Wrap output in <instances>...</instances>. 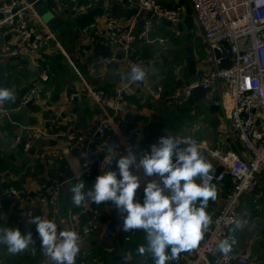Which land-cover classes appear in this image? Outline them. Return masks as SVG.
<instances>
[{"label":"crops","instance_id":"1","mask_svg":"<svg viewBox=\"0 0 264 264\" xmlns=\"http://www.w3.org/2000/svg\"><path fill=\"white\" fill-rule=\"evenodd\" d=\"M3 1L6 0H0ZM171 1L162 0L169 5H172ZM48 3L50 4V0H44V5ZM77 3L84 2L77 0ZM67 4L65 2L60 4V10H65ZM105 7L109 10L113 9V12L111 16L96 17L90 21L98 20L102 23L99 30L91 31L93 36L103 35L105 31L103 24L107 18L128 19L135 14L125 7L122 0H106ZM36 10L40 14L39 9ZM146 16L150 14L146 13ZM70 24L71 33L60 38L62 41L60 46L51 42L40 51L39 55L46 59L44 63L39 61V55H35L34 59L11 57L8 51L14 43L9 38L0 40V87H8L14 93V99L6 100L0 105H17L21 96L36 82H40L39 75L42 71H46L49 75V80L41 83L43 88L37 101L30 103L31 105L10 118L0 120V228L19 227L22 232L31 231L35 238L30 248L15 254L8 253L7 246L0 244V264H41L38 233L35 224L26 220V205L18 202L16 198L2 196L3 190L7 186H14L30 195H35L44 191L46 184L53 177L60 178L63 183L62 202L56 209L38 205L35 215L53 219L57 222L59 230L72 227L78 231L82 244L75 264H154L148 252L141 255L137 251L138 245L146 242L143 230L123 231L120 227L123 214L110 200L94 203L101 212L100 226L90 234H83V226L87 223L88 216L80 211L88 200L86 199L79 206L73 204L69 187L79 179H83L87 190L94 184L95 177L85 179L82 173L81 177H77L69 166L70 158H76L81 172L79 145L69 144L65 140L43 138L28 151L13 147L15 137L24 135L27 126L40 128L51 118H56L62 126L73 124L85 134L92 133L97 125L100 109L89 96V89H104L112 92L116 85L129 81L130 70L126 65L106 62L104 57L109 53L104 52L103 56H99L93 50L90 36L82 33L84 26H77L73 21ZM162 24L169 30L168 23L154 17L150 39L137 44L138 56L149 60L150 67L137 89L136 96L129 99L128 106L122 114L116 116L110 109L112 115L124 118L126 129L132 130V127L137 126L141 128L132 140L124 144L126 151L129 145L132 146L137 159L143 151L150 150L145 144L152 136L159 139L167 133L176 137L192 136L206 140L210 144H216L220 139L234 140V133L228 128L223 110L213 113L198 104L190 105L189 101L181 106L174 100L171 104L168 103L173 95L180 97L189 81L187 60L184 72L177 73L174 63H171L173 59L166 54L169 48L165 43L171 39L161 35ZM37 26L42 27L40 22ZM176 38L178 37L174 39ZM196 58L197 74H199L201 69L207 67L209 58L204 59L200 55H196ZM22 60H26L27 64L22 63ZM40 67H42L41 72ZM180 80H184V83L178 85ZM166 82L167 86H165ZM212 99L217 100L218 95ZM105 152L107 153V149ZM204 157L212 164L210 170L216 171L218 164L208 156ZM116 160L118 159H112L111 169H117ZM136 172L141 179L138 187H144L147 180L154 178L145 176L142 168L136 169ZM195 179L197 182L200 181V177ZM214 184L217 195L215 199H209L207 206L211 218L223 205L229 187V182ZM260 192L262 189L256 188L244 197L239 218L241 227L232 229L235 243L231 252L247 255L250 264H264V194L257 199ZM127 252L132 255V260L128 263L122 260ZM192 253L193 248L180 254ZM175 260L167 264H173Z\"/></svg>","mask_w":264,"mask_h":264},{"label":"built area","instance_id":"2","mask_svg":"<svg viewBox=\"0 0 264 264\" xmlns=\"http://www.w3.org/2000/svg\"><path fill=\"white\" fill-rule=\"evenodd\" d=\"M70 1L72 0H53V3L54 6H59L60 2ZM122 1L127 9L136 11L131 18H107L103 24V35L95 36L91 31L99 30L102 23L93 21L82 28V33L90 36L93 50L99 56H103L104 52L109 53L104 57L106 62L122 63L129 70L133 65H139L147 73L150 61L138 56V42L150 39L154 17L170 24L175 37H180L182 30L179 25L185 10L177 5H168L162 0ZM186 1L192 8L194 22L208 48L209 59L207 67L201 69L188 83L180 97L173 95L168 103L171 104L174 100L181 106L188 103L192 89H208V98L221 106L228 128L234 133V140L220 139L216 144H210L206 140L193 137L201 154L223 167L218 174L210 170L204 179L210 183L221 184L229 181V187L223 205L212 216L201 240L193 248V253L180 254L173 264H250L245 254L231 251L227 254L221 253L218 243L225 237H233L232 229L235 220L240 218L244 197L256 188L262 189L257 199L264 194V0ZM95 2L96 0H89L83 4L76 3L72 14H84ZM146 13L150 16H146ZM39 22L41 28L37 26ZM5 38L14 43L8 54L18 59H34L51 42L59 46L62 44L57 33L42 21L36 7L27 0L0 2V40ZM215 51H219L221 55L216 56ZM118 56L121 58L118 59ZM38 59L43 63L46 61L40 55ZM39 80L40 82H36L21 96L17 105H0V120L10 118L39 99L43 88L41 83L49 80L48 73L42 71ZM142 81L129 80L118 84L112 92L89 89V96L100 109L94 132L85 134L73 124L62 126L56 118H51L40 128L27 126L24 135L15 137L13 147L28 151L43 138L65 140L69 144L79 145L81 173L85 179L95 177L96 170L99 175L102 170L111 169L112 159H119L120 155L126 153L125 142L132 140L141 129L138 126L132 127V130L126 129L124 118L116 116L122 114L129 99L136 96ZM217 95L218 99L214 101L212 98ZM110 109L116 116L111 114ZM177 138L183 140L184 137L180 135ZM156 142L158 137L152 136L145 147L148 148ZM133 171L136 172V169ZM62 186L61 179L53 177L44 191L35 195L14 186H7L2 196L16 198L18 202L25 204L28 222L30 215H35L38 205L52 209L60 206L63 198ZM143 189V186L138 187L134 200L143 201ZM80 213L88 216L87 223L83 226L84 235L98 230L101 212L93 202L88 201ZM38 243L41 264H50L51 258L42 250L39 240ZM122 260L130 262L131 253L127 252Z\"/></svg>","mask_w":264,"mask_h":264},{"label":"clouds","instance_id":"3","mask_svg":"<svg viewBox=\"0 0 264 264\" xmlns=\"http://www.w3.org/2000/svg\"><path fill=\"white\" fill-rule=\"evenodd\" d=\"M145 76L144 68L133 65L128 79L142 81ZM10 99H14L13 91L0 87V104ZM77 161L70 158L69 166L75 176L81 177ZM116 165L117 169L102 170L87 190L83 179L71 184L72 203L79 206L86 199L96 204L112 201L123 214L120 225L123 231L143 230L146 242L138 245L137 251L141 255L148 252L154 264H167L181 252L196 247L211 220L207 211L209 199L217 195L216 185L204 179L212 164L201 154L197 141L192 136L181 140L167 133L150 150L143 151L139 159L129 145ZM140 168L145 176L154 177L145 183L142 202L134 200L141 179L133 169ZM196 177H200L199 182ZM28 222L35 224L41 248L52 264H75L82 244L77 230L68 227L58 231L57 222L42 215H30ZM240 227L241 221L237 218L233 230ZM33 243L31 231L0 228V244L7 246L8 253L22 252ZM234 243L235 239L228 236L219 241L218 248L227 254Z\"/></svg>","mask_w":264,"mask_h":264},{"label":"water","instance_id":"4","mask_svg":"<svg viewBox=\"0 0 264 264\" xmlns=\"http://www.w3.org/2000/svg\"><path fill=\"white\" fill-rule=\"evenodd\" d=\"M89 1V0H87ZM29 4H33L34 7L39 9L41 19L44 23L50 26L58 35L59 38L66 37L71 33V24L73 21L77 26H81L85 22H90L96 17H105L111 16L113 9L109 10L105 7L106 0H96V2L86 9L84 14L74 16L72 14V9L77 3V0H72L67 4L65 10H60L59 6H52L49 3L44 5V0H27ZM60 4H63L60 2ZM181 4H184V1H181ZM136 12V11H135ZM65 16V18H64ZM170 25V24H169ZM180 30H186L187 40L192 41L194 36V19L192 14V8L188 5L185 8L184 23L182 22L179 25ZM8 39V38H7ZM206 45V44H205ZM216 56H220L219 51H215ZM187 60V79L189 83L196 77L197 74V58L195 55V49L193 45H188L186 48L185 54ZM121 56H118L120 59ZM22 63L27 64L26 60H22ZM31 68L34 69V66L31 65ZM42 67L39 68L41 72ZM184 81V80H183ZM182 80L178 81V85L184 83ZM208 89L203 87H196L191 91V97L189 99L190 105L198 104L203 108L209 110L210 112H218L221 110V106L213 103L207 96ZM31 105V104H29ZM258 123V122H257ZM94 132V131H93ZM205 156V155H203ZM98 163H96V166ZM223 170L222 166H219L216 170V174ZM97 170L96 175L97 176ZM6 184H4V187ZM91 188V187H90Z\"/></svg>","mask_w":264,"mask_h":264},{"label":"rangeland","instance_id":"5","mask_svg":"<svg viewBox=\"0 0 264 264\" xmlns=\"http://www.w3.org/2000/svg\"><path fill=\"white\" fill-rule=\"evenodd\" d=\"M171 3H172V5H175V6L177 5L179 7H182V9H184V10H185L186 6L189 5L186 0H184L183 5L178 0L177 1L172 0ZM184 13H185V11H184ZM182 22L184 23V16H183ZM162 26H163V24H162ZM158 30H160V29H158ZM169 30L167 29V26H163L161 28V35L163 37L167 36L168 38L171 39L170 41L165 43V45H167L169 48V50L166 51V54H169L170 58L173 59L171 63H174V66L176 68L175 72H177V73L184 72V67L186 65L185 64L186 63L185 54H186V48L188 47V45L194 46L195 55H197V56L200 55L204 59H207V57H209L208 48L205 47V41L202 37L200 29L196 26L195 22H194V30H195L194 31V39L192 41L187 40L186 30L182 31V33L179 37L180 38L179 42L173 41V39L175 38V35L172 32V28L169 27ZM157 43H158V41H157ZM161 45H163V44H161Z\"/></svg>","mask_w":264,"mask_h":264},{"label":"trees","instance_id":"6","mask_svg":"<svg viewBox=\"0 0 264 264\" xmlns=\"http://www.w3.org/2000/svg\"><path fill=\"white\" fill-rule=\"evenodd\" d=\"M80 2L82 3V2H84V3H86L87 2V0H80ZM83 4V3H82ZM50 5H54V3H53V0H50ZM169 5V4H168ZM89 22H85L84 24H82L81 26L83 27V26H85L86 24H88ZM179 40H180V38L178 37V38H176V39H174L173 41H176V42H179ZM171 77V76H170ZM167 79H168V77H167ZM172 82H173V80H172ZM168 84H167V82H166V84H165V86H167ZM227 182H229V181H227Z\"/></svg>","mask_w":264,"mask_h":264}]
</instances>
